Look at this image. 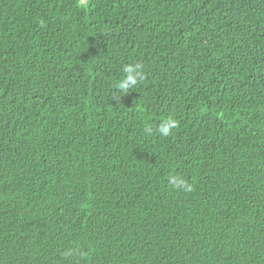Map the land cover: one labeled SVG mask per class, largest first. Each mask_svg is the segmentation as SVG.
<instances>
[{
    "label": "trees",
    "instance_id": "obj_1",
    "mask_svg": "<svg viewBox=\"0 0 264 264\" xmlns=\"http://www.w3.org/2000/svg\"><path fill=\"white\" fill-rule=\"evenodd\" d=\"M0 264H264V0H0Z\"/></svg>",
    "mask_w": 264,
    "mask_h": 264
},
{
    "label": "clouds",
    "instance_id": "obj_2",
    "mask_svg": "<svg viewBox=\"0 0 264 264\" xmlns=\"http://www.w3.org/2000/svg\"><path fill=\"white\" fill-rule=\"evenodd\" d=\"M78 3H83V0H78ZM124 72H127V77L124 78L122 81L118 83L119 88H123L125 90L128 89V87L136 85L137 83V77H139L141 80L144 79L141 65L140 64H127L123 68ZM177 126V121L171 117L165 119L159 126V132L163 136L169 135L171 130ZM151 131V129H149ZM171 184L173 187L179 189L183 188L184 191L190 192L192 191V185L189 184L186 180L183 178H177L172 177L171 178Z\"/></svg>",
    "mask_w": 264,
    "mask_h": 264
}]
</instances>
